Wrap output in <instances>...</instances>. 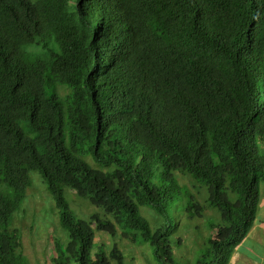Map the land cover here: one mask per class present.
Returning a JSON list of instances; mask_svg holds the SVG:
<instances>
[{"label": "trees", "instance_id": "obj_1", "mask_svg": "<svg viewBox=\"0 0 264 264\" xmlns=\"http://www.w3.org/2000/svg\"><path fill=\"white\" fill-rule=\"evenodd\" d=\"M263 145L264 0H0V264H28L13 220L32 171L67 236L54 264H129L95 240L117 225L158 264H230L264 201ZM64 188L98 210L80 218Z\"/></svg>", "mask_w": 264, "mask_h": 264}, {"label": "rangeland", "instance_id": "obj_2", "mask_svg": "<svg viewBox=\"0 0 264 264\" xmlns=\"http://www.w3.org/2000/svg\"><path fill=\"white\" fill-rule=\"evenodd\" d=\"M263 146L261 150H264ZM86 159L93 167L97 168V165H99L92 157H87ZM30 177L32 181L31 185L27 189L26 197L20 209L14 214L13 225L20 231L21 252L26 257L28 264H54L52 258L56 256V237L62 243H65L67 236L60 226L59 215L54 204L55 201L41 174L38 171H32ZM179 179L190 190H193L191 185L192 178L179 175ZM260 188L264 197V183L260 184ZM64 195L71 209L75 210V213L82 219H86L94 210H98L90 202L79 198L69 188H64ZM204 200L203 198L202 202ZM262 204H264V201ZM141 213L154 226L153 211L142 207ZM211 214H213V211L207 209L205 215L209 216ZM262 220H264V205L260 207L255 221L258 223ZM206 221V217L199 218L194 222V226H197L198 230L193 228L191 231H188L189 228L182 231L183 240L181 244L179 246L174 245L173 248L174 257L179 262L193 259L195 252L202 246L203 236L207 234L205 229ZM117 229L118 233L114 237L107 231L97 232L96 242L104 244L108 249L117 244L129 264H158L154 256L150 255L148 246L138 245L130 236L123 234L122 229L118 225ZM216 233V230L212 232L213 237L216 236ZM199 236H201L200 239ZM260 246L261 244L257 245L253 239H248L245 243V248L241 245L240 249L233 253L230 264H264V260L260 261L254 258H264V246ZM252 254H258L259 256H253Z\"/></svg>", "mask_w": 264, "mask_h": 264}, {"label": "crops", "instance_id": "obj_3", "mask_svg": "<svg viewBox=\"0 0 264 264\" xmlns=\"http://www.w3.org/2000/svg\"><path fill=\"white\" fill-rule=\"evenodd\" d=\"M263 225H264V220L258 222L254 226L253 230L250 233V235L252 234L251 238H249V239H253L257 245L261 244V246H264V227H263ZM261 228H263V229H261ZM246 241L247 240L245 239V243H246ZM245 243L242 244L244 248H245ZM238 249H240V247ZM238 249H237V251H238ZM252 255L253 256H259L258 254H252ZM246 258H248V257H246ZM254 258L259 259L260 261L264 260V258H262V257H254Z\"/></svg>", "mask_w": 264, "mask_h": 264}, {"label": "clouds", "instance_id": "obj_4", "mask_svg": "<svg viewBox=\"0 0 264 264\" xmlns=\"http://www.w3.org/2000/svg\"><path fill=\"white\" fill-rule=\"evenodd\" d=\"M30 178H31V177H30ZM31 182H32V181H31ZM30 185H31V183L29 184V186H30ZM29 186L27 187V189L29 188ZM70 191H73V190L70 189ZM26 193H27V190H26ZM54 204H55V203H54ZM263 205H264V204L261 203L260 206L263 207ZM55 207H56V206H55ZM57 213H58V212H57ZM255 220H256V219H255ZM13 222H14V220H13ZM256 224H257V223H256V221H255L254 224H253V227H252L251 231L253 230V228H254V226H255ZM61 228H62V227H61ZM62 229H63V228H62ZM63 231H64V230H63ZM251 231L249 232L248 236L246 237V240H248L249 238H251V235H252V234L250 235ZM64 232H65V231H64ZM65 233H66V232H65ZM249 235H250V236H249ZM243 243H245V240L241 243V245H242ZM241 245H240V246H241ZM240 246H239V247H240ZM239 247H238V248H239ZM238 248H237V249H238ZM237 249H236V251H237Z\"/></svg>", "mask_w": 264, "mask_h": 264}]
</instances>
